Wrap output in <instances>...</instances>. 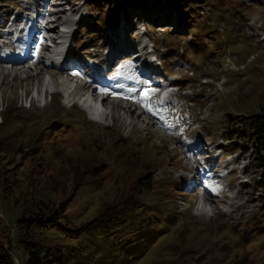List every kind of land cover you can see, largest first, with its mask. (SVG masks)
Wrapping results in <instances>:
<instances>
[{
	"label": "rangeland",
	"instance_id": "374dc122",
	"mask_svg": "<svg viewBox=\"0 0 264 264\" xmlns=\"http://www.w3.org/2000/svg\"><path fill=\"white\" fill-rule=\"evenodd\" d=\"M70 1L69 12L80 18L71 26L69 58L59 67L83 66L87 57L101 60L120 48L104 76L110 75L116 93L135 98L146 85L129 50L144 39L159 59L157 71L178 83L195 122L184 117L182 105L167 100L156 104L158 115L145 112L155 124L143 129L133 117L131 132L121 110L110 126L93 123L78 106H65L59 94L49 99L46 93L44 106L36 99L26 107L22 97L36 79L20 80L24 71L11 79L10 73L0 84V115L16 109L17 120L0 122V183L9 168L22 191L63 204L73 223H106L111 238H96L89 256L98 264H264V148L240 122L243 115L264 113V0H191L184 11L170 0H142L134 12L113 0ZM56 4L35 8L47 11ZM28 8V0H0V14L10 18L17 12L24 18ZM118 70L124 75L116 77ZM133 75L138 79L127 78ZM195 140L203 143L200 148L191 146ZM203 140L215 155L237 154L248 166L245 174L235 171L214 182L211 188L221 194H210L200 214L202 193L209 195L202 185L208 183L183 178L179 166L183 156L205 151ZM22 208L0 186V228L8 226L13 234ZM14 252L17 264H26L17 245Z\"/></svg>",
	"mask_w": 264,
	"mask_h": 264
},
{
	"label": "trees",
	"instance_id": "16d2710c",
	"mask_svg": "<svg viewBox=\"0 0 264 264\" xmlns=\"http://www.w3.org/2000/svg\"><path fill=\"white\" fill-rule=\"evenodd\" d=\"M113 1L123 7L132 5V9H138L135 6H140L142 0ZM152 1L160 3L159 0ZM188 1L191 0H170V5L184 11ZM108 13L116 15L114 10H109ZM15 111L17 110L11 111L13 114L3 113L1 120L4 123L17 120L13 118ZM240 119L245 124L249 138H253L264 148V113L243 115ZM9 173V168L1 172V194L13 197L14 203L23 208L21 216L14 222L13 234L10 235L8 226L0 228V264H16L14 258H19L15 256V245L25 253L26 264H98L89 256L92 255L91 248L97 245L96 238L101 241L111 238L105 236L110 233L107 224L102 220L91 224L73 223L66 206L57 201L35 197L32 190L22 191L20 180ZM0 221L2 223L1 219ZM96 230L100 232L97 233ZM114 240L118 239H113L109 245H113Z\"/></svg>",
	"mask_w": 264,
	"mask_h": 264
},
{
	"label": "bare ground",
	"instance_id": "6f19581e",
	"mask_svg": "<svg viewBox=\"0 0 264 264\" xmlns=\"http://www.w3.org/2000/svg\"><path fill=\"white\" fill-rule=\"evenodd\" d=\"M50 1L51 0H29L28 1L29 9H32L31 7L34 8L36 5H40L38 3H46V2H50ZM61 1L62 0H55L54 2H56L57 3L56 5L59 7L60 4H58V3H60ZM80 6H81V3L79 4L78 7H80ZM39 9H41V8L39 7ZM45 12H46V10L44 12L37 11V13H34L33 10H30V13L28 12V14H30V15H34L35 14L36 20L38 21V20H40L41 17H43L45 15ZM65 13H66L65 11L60 10V9H58V11L55 12V13H51L56 18V20L49 21V23H54L53 25H49L48 26V22H46L47 24H45V25L42 24V23L37 24V22H35L34 19L30 20L29 17L25 18V23L30 25L29 26V30L30 31L34 30L33 33H35V34H36V31H35L36 29H38V28L45 29V27H52V29L49 30V32H54V29H56L57 26L59 25V22H57V21H59V19H62L63 15ZM19 15H20V13L17 12V14L15 15L16 17H14V21L12 22V25H14L15 21H17L19 19ZM24 28H25V26L23 24V26L21 27V30H23ZM13 30L17 31V28L16 27L10 28L11 32ZM123 30H124V27H122V29H121L119 41H123V37H125L124 34H123ZM73 35H74V32L71 31L68 34V37L71 38V37H73ZM34 36H36V35H34ZM115 37L117 38V34L115 35ZM118 37H119V35H118ZM31 38H33L35 40V38L32 35H31ZM9 42H10V40L7 43H9ZM145 43H146L145 40L141 39V40L137 41L133 45V47H131L132 49H134L133 50L134 52H137V55H138L137 59L141 61V64H143L142 63V61H143L142 53L145 50V48L143 47ZM113 46L114 45H112L111 47H113ZM3 52L5 54H3V56L0 55V66L3 65V64L10 65L9 70L15 75H18V73L20 71H24L26 73V77L24 79L28 80L30 78H34V79H36L37 84H39L40 81H42V80L44 82L45 74H48V77L52 81L56 80L57 77L59 75L63 74V73L71 74L74 71H79L80 75H83V77L86 76V74H83V72H85L83 67L80 68V67H76L75 65H73L70 68H61V67L57 68L54 65L45 64L42 61V57H34L33 58V55L31 53H28L26 56H24L20 60H18V59H15V58H9L10 50H8L7 47H5V50ZM116 52L117 51H115V53ZM110 54H112V50L109 51L108 55H110ZM30 60H32V64L34 65L33 68H31V66L28 64V61H30ZM105 60H106V58H105ZM150 71H151V77H149V78L155 80L156 79V78H154L155 77L154 73L156 72L155 69H152ZM98 73H100V72H98ZM3 82H4V79L0 81V84H3ZM91 82L92 81L89 80V79L84 80L82 82V88L87 90L88 92L91 91L90 93H91L92 96H94L102 88L106 87V84H105L106 81L103 80V82H98V84H96L95 87H92L91 89H88ZM154 83L155 82H153L152 84H154ZM156 85H158V84H154V86H156ZM113 92H115L114 89L111 90V93H113ZM25 93H27L26 90H25ZM153 94H155V92H152L151 95H153ZM110 96H111V94L109 93L107 96H104L102 98V103L105 104L106 107H109L111 105V107L113 109L117 108V109L121 110L122 113H124L126 115H129V116H132V117H134L136 119L141 120V123L144 124V128L143 129H146V126H148V124L149 125L155 124L154 122H151L152 117H146L145 109L136 111L137 106L132 107V104H122V103H119V102H112L110 100ZM140 116H143V117H140ZM208 194L209 193H207V195ZM205 199H206V201H208V200L210 201V194L208 196H206Z\"/></svg>",
	"mask_w": 264,
	"mask_h": 264
},
{
	"label": "snow or ice",
	"instance_id": "6c2138e0",
	"mask_svg": "<svg viewBox=\"0 0 264 264\" xmlns=\"http://www.w3.org/2000/svg\"><path fill=\"white\" fill-rule=\"evenodd\" d=\"M73 75H80L79 72H73ZM124 75L123 71L118 70L115 73L116 77L122 76ZM128 79H138V77L136 76H128ZM129 91H134V89H129ZM154 90L151 88L145 89L143 90L138 97L133 98L134 102L139 104L140 106H142L146 112L151 113L153 115H158L159 114V110L157 109V107L150 102V94L153 92ZM113 95H115L113 93ZM166 95V94H165ZM124 98H129V97H124ZM165 99V96L160 97V100L156 102V104L162 103ZM161 120L165 119L163 116L160 117ZM167 127H171V125H167ZM206 188H210L212 187L211 185L205 184Z\"/></svg>",
	"mask_w": 264,
	"mask_h": 264
}]
</instances>
